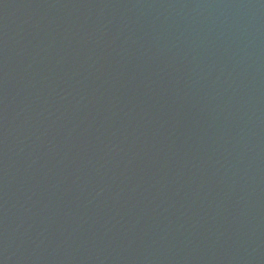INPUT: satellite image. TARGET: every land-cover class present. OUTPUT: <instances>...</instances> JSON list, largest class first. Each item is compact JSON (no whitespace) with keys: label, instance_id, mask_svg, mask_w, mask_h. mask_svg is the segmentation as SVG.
<instances>
[{"label":"water","instance_id":"1","mask_svg":"<svg viewBox=\"0 0 264 264\" xmlns=\"http://www.w3.org/2000/svg\"><path fill=\"white\" fill-rule=\"evenodd\" d=\"M0 264H264V0H0Z\"/></svg>","mask_w":264,"mask_h":264}]
</instances>
